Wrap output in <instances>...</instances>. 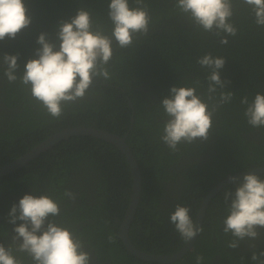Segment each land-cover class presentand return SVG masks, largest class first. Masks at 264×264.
<instances>
[{
    "label": "trees",
    "instance_id": "obj_1",
    "mask_svg": "<svg viewBox=\"0 0 264 264\" xmlns=\"http://www.w3.org/2000/svg\"><path fill=\"white\" fill-rule=\"evenodd\" d=\"M144 2L151 16L149 33L129 48H117L108 66L110 79H97L85 97L66 105L63 116L54 119L33 99L29 88L19 81L6 80L3 55L18 56L16 75L22 76L27 61L37 58L38 36L46 33L49 42L58 46V25L70 21L81 8L90 11L110 33V0H24L30 25L14 39L0 41V113L3 107L7 114L0 115V167L63 130L89 128L124 138L119 133L132 126L124 143L138 167L141 191L129 239L142 253L170 256L187 243L169 220L176 205L189 207L194 221L199 206L216 183L264 168V127H252L244 116L247 105L241 104L245 96L251 102L257 93L264 94V26L255 23L252 9L243 0H233L230 22L237 34L227 36L228 43L221 44L225 33L217 36L194 25L175 7L176 0ZM129 4L136 6L134 0ZM209 53L224 57L220 76L230 83L223 91L233 92V99L214 114L208 140L180 144L178 151H172L161 140L167 119L161 101L170 96L173 86L196 87L197 94L207 100L208 71L197 60ZM220 91L214 94L216 99ZM86 142L96 145L90 148ZM76 143H80L77 151ZM53 147L0 178V240L12 239L16 235L14 228L23 223L17 220L8 224L12 206L26 194H46L59 203L61 215L57 222L73 229L86 242V250L93 253L90 264H158L130 254L119 237L122 211L128 208V194L132 193L131 170L126 159L118 155L119 149L90 136H70ZM98 157L115 165L113 172L107 175ZM207 159L209 163L204 168L202 160ZM93 165L99 166L100 173L97 178L91 176V193L87 196L78 192L85 183L79 172ZM257 175L264 179V173ZM108 178L128 179L130 188L125 185L122 198L118 192L112 195L108 190ZM236 182L211 198L200 225L203 231L198 233L192 249L170 264H196L197 255L204 257L203 264H260L264 260H252L254 252L259 256L264 251V228L257 229L255 240L245 238L235 249L227 246L233 237L223 232L222 221L227 215L224 194L234 191ZM65 191L73 192L75 200L64 196ZM102 196L109 206L100 201ZM168 242L176 244L177 249L168 250ZM18 255L24 264H32L26 255Z\"/></svg>",
    "mask_w": 264,
    "mask_h": 264
},
{
    "label": "clouds",
    "instance_id": "obj_2",
    "mask_svg": "<svg viewBox=\"0 0 264 264\" xmlns=\"http://www.w3.org/2000/svg\"><path fill=\"white\" fill-rule=\"evenodd\" d=\"M110 0L107 17L111 31L106 32L90 11L81 8L70 21L58 25L59 45L49 42L46 33L38 36L40 45L35 51L37 58L27 61L22 76L16 75V55H3V76L9 83L19 81L30 89L31 96L54 119H60L64 107L82 99L97 79H110L108 66L117 48L126 49L134 41L149 33L151 16L144 0ZM255 16V23L264 26V0H243ZM175 7L194 25L205 32L220 36L221 44H227V36H235L237 29L231 23L234 15L233 0H176ZM24 0H0V41L16 35L31 23ZM224 57L211 53L197 60L208 71L207 100L197 94L196 87L173 86L170 96L162 99L160 106L167 117L161 140L172 150L180 144L206 141L212 128V118L224 104L231 102L233 92L223 91L226 82L220 70ZM197 85L199 82H196ZM220 89L219 98L215 93ZM241 104L247 105L244 116L254 128L264 127V94L257 93L250 102L245 96ZM236 182V178H231ZM234 191L224 194L227 215L223 219V232L233 239L228 247L235 249L245 238L255 240L258 228H264V179L255 173L247 174L236 182ZM64 196L75 200V194L65 191ZM189 207L176 205L170 214V223L181 238L189 242L202 232L191 218ZM18 213V215H17ZM11 223L22 221L14 228L15 236L6 248L0 243V264H24L18 254L29 257L32 264H90L91 253L86 242L70 228L56 220L61 215L59 203L46 194H26L9 213ZM51 217V219H49ZM39 233V234H38ZM111 239V238H110ZM254 247V245H253ZM264 257L254 252L252 260ZM196 264H203L204 257L197 255ZM264 264V260H260Z\"/></svg>",
    "mask_w": 264,
    "mask_h": 264
},
{
    "label": "water",
    "instance_id": "obj_3",
    "mask_svg": "<svg viewBox=\"0 0 264 264\" xmlns=\"http://www.w3.org/2000/svg\"><path fill=\"white\" fill-rule=\"evenodd\" d=\"M76 135L77 136H79V135L91 136V137H94L97 139H101L102 141H105L106 143H109V144L117 147L118 149H120L124 153L128 163H129L131 175H132V180H133V190L135 192V195L133 196V202L129 206L127 218H126L125 222L122 223V225H123L122 226V238H123L124 244H125L128 252L130 254H132L133 256H135L136 258H138L144 262L158 263V264H170L172 262L179 260L189 250H191L193 243H194L195 239L197 238V236L194 237L191 241L187 242L184 245V247L181 250H179L177 253L170 255V256L148 255V254L142 253L140 251H137L132 245H130V242L128 240V236L126 237V234H127L126 231H127L129 221H131L134 213L136 212L138 204H139L140 194L137 193L138 192L137 189H138L139 183H140V176H139L138 167H137V165L133 159V156L131 155L129 148L125 145L124 140L122 138L118 137L117 135L106 133V132H103L100 130L87 129V128H73V129L63 130V131L51 136L50 138H48L47 140H45L41 144H39L34 150H32L30 152V154H25L21 159L13 162L7 166L0 167V176L3 174H6L8 172H11L18 167H21L23 164H25L29 160V158L31 156H34L35 154H38L39 152H43L52 144L58 143L61 140H64L70 136H76ZM251 173L262 174V173H264V168L254 169V170L247 171L244 173H240V174H237L234 176H228L223 182H221L218 185V187H215L209 193V195L203 200L202 208H201L200 214H199L197 222H196L197 227H200L203 212H204L205 208L207 207L208 203L210 202L211 198L213 197V195L215 193H217L220 190V188H223L224 186H227V185L233 183L234 181L231 179L232 177H235L236 181H238V180H242L245 175L251 174Z\"/></svg>",
    "mask_w": 264,
    "mask_h": 264
},
{
    "label": "flooded vegetation",
    "instance_id": "obj_4",
    "mask_svg": "<svg viewBox=\"0 0 264 264\" xmlns=\"http://www.w3.org/2000/svg\"><path fill=\"white\" fill-rule=\"evenodd\" d=\"M5 111H6V109H5ZM0 115H4V116H7V114L4 112V108L3 107H1V113H0ZM130 121L132 122L133 120H132V117H131V119H130ZM131 128H132V126L131 127H129V128H127V130H126V132L125 133H119V134H123L124 136V138H126L127 136H128V134H129V132L131 131ZM89 129V128H88ZM77 136V135H76ZM79 136H83V135H79ZM91 137V136H90ZM92 138H94V137H92ZM124 138H122L123 140H124ZM68 139V138H67ZM67 139H64V140H67ZM95 139H97V138H95ZM99 140H101V139H99ZM96 141V140H95ZM102 141V140H101ZM60 142V141H59ZM97 142V141H96ZM105 142V141H104ZM81 143V142H80ZM80 143H76V145L74 146V150L75 151H77L78 150V147H79V145H80ZM57 143H54V144H52L51 146H49L46 150H51V149H53L54 147V145H56ZM86 145H88L90 148H92V147H94L96 144H94V143H92V142H86L85 143ZM38 146V145H37ZM36 146V147H37ZM36 147H34V148H32L30 151H27V150H25V151H27L25 154H30V152L32 151V150H34ZM117 148V147H116ZM46 150H44V151H46ZM43 151V152H44ZM119 151H120V153H118V155H121V156H123L125 159H126V157H125V155H124V153L119 149ZM41 152H39L38 154H35L34 156H31L30 158H29V160L25 163V164H23L21 167H18V168H16L15 170H17V169H19V168H22L24 165H26L29 161H31V160H34V159H37L39 156V154H40ZM24 154V155H25ZM24 155H21L20 157H18L17 158V160H19V159H21ZM51 155H53V156H55L56 157V154L55 153H53V154H51ZM100 156V155H99ZM101 157H103V156H101ZM101 157H98L97 159H98V162H100L101 163V165L100 166H102V164H103V167H104V169H105V171H106V173H107V175L110 173V171L111 172H113V168L115 167V165H113V166H110L108 163H110V162H106V160H102V159H99V158H101ZM16 160V161H17ZM103 161H104V163H103ZM126 161H127V159H126ZM135 161V160H134ZM15 162V161H14ZM207 162L209 163V161H208V159H207V161H205V160H202V166L205 168V167H207ZM13 163V162H12ZM127 163H128V161H127ZM11 164V163H10ZM129 164V163H128ZM9 165V164H8ZM7 166V165H6ZM99 166H97V165H93V166H91L90 168H86V167H83L82 169V171H80L79 172V174L81 175L79 178H80V180H83L85 183H84V185H81L80 187H78V188H80L81 190L80 191H78L79 193H82V194H84V195H90V193H91V189H90V187H89V181L91 180V176H94V177H98L99 176V173L100 172H98L99 170L97 169ZM130 167V166H129ZM15 170H13V171H11V172H8V173H6V174H3V175H1L0 176V178H3V177H6L7 175H9L10 173H13ZM75 176H77L78 177V175H77V173H75ZM226 179V178H225ZM225 179H222V180H220L219 181V183H216L214 186H213V188L209 191V192H211L215 187H218V185L221 183V182H223ZM99 181V180H98ZM99 182H101V181H99ZM105 184L107 185V188H108V190L111 192V194L112 195H114V192H118V194H119V196L122 198V195L123 194H126V192H125V190L123 189L124 187H125V185H127L129 188H130V186L128 185V179H115V178H108L106 181H105ZM140 183H139V187H138V189H137V193H140ZM132 193L131 194H128V199L127 200H130V204L133 202V196L135 195V192H134V190H133V180H132ZM225 187V186H224ZM223 187V188H224ZM222 190V188H220V190L217 192V193H215L213 196H216L218 193H220V191ZM78 193V194H79ZM75 197H77V196H75ZM100 201L105 205V206H109V203H108V200L104 197V196H102V198H100ZM78 202V201H77ZM77 202H75V203H77ZM130 204H129V206H130ZM202 204H203V202L201 203V205L199 206V209H198V212H197V215L195 216V219H194V222L196 223L197 222V219H198V216H199V214H200V211H201V208H202ZM129 206H128V208L126 209V210H124V211H122L123 213H124V216H123V219H122V221H121V223H120V232H119V237H120V239H121V241H122V244H123V246L125 247V249L127 250V248H126V246H125V244H124V241H123V238H122V223H124L125 222V220H126V218H127V215H128V210H129ZM204 213H205V211L203 212V215H202V220H203V216H204ZM222 213H223V211H222ZM134 215H135V213H134ZM134 215H133V217H134ZM133 217H132V219H131V221H129V224H128V227H127V231H126V237L128 236V240H129V242H130V245H132L135 249H136V246H134L133 244H132V242L130 241V239H129V235H128V232H129V227H130V225H131V223H132V221H133ZM202 222V221H201ZM59 224L61 223L60 221L58 222ZM8 224L9 225H11L10 224V221H8ZM200 225H201V223H200ZM2 241V243L3 244H6V245H9L11 242H12V239L11 238H9V239H1L0 240V242ZM172 242H174L173 240H171ZM167 248H169L168 250H170V251H174V250H176L177 249V247H176V244H171L170 242H168L167 243ZM137 251H139L138 249H136ZM128 251V250H127ZM175 254V253H174ZM173 255V254H172ZM92 256H93V253H91V259H92V261H94L93 260V258H92ZM95 263V262H94Z\"/></svg>",
    "mask_w": 264,
    "mask_h": 264
},
{
    "label": "bare ground",
    "instance_id": "obj_5",
    "mask_svg": "<svg viewBox=\"0 0 264 264\" xmlns=\"http://www.w3.org/2000/svg\"><path fill=\"white\" fill-rule=\"evenodd\" d=\"M238 174H240V173H238ZM235 175H237V174H235ZM232 176H234V175H232ZM231 184H232V183H231ZM209 193H210V192H208L207 196L209 195ZM207 196H206V197H207ZM205 210H206V208H205ZM205 210H204V211H205ZM191 249H192V248H191ZM189 251H190V250H189Z\"/></svg>",
    "mask_w": 264,
    "mask_h": 264
}]
</instances>
